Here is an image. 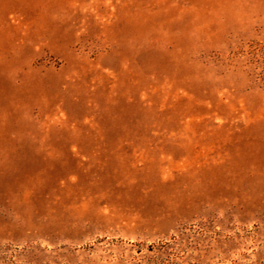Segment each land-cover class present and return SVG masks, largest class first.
<instances>
[{
  "label": "rangeland",
  "instance_id": "1",
  "mask_svg": "<svg viewBox=\"0 0 264 264\" xmlns=\"http://www.w3.org/2000/svg\"><path fill=\"white\" fill-rule=\"evenodd\" d=\"M0 264H264V0H0Z\"/></svg>",
  "mask_w": 264,
  "mask_h": 264
}]
</instances>
